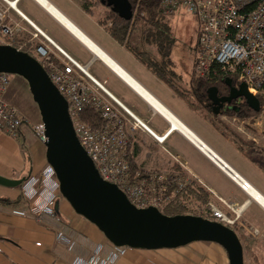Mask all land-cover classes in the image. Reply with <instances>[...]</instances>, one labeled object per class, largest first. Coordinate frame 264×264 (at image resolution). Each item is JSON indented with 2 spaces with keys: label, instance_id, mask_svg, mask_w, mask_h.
Wrapping results in <instances>:
<instances>
[{
  "label": "built area",
  "instance_id": "2783aa9c",
  "mask_svg": "<svg viewBox=\"0 0 264 264\" xmlns=\"http://www.w3.org/2000/svg\"><path fill=\"white\" fill-rule=\"evenodd\" d=\"M15 2L18 7V2ZM163 5L168 14L182 8L199 19L198 56L195 65L197 76L207 78L213 73L220 74L224 80L230 78L235 79L239 86L245 84L248 93L257 98L264 95V0H164ZM13 12L21 20H17ZM21 32L31 35V41L36 42L31 51L32 57L47 71L68 102L75 133L104 181L116 185L137 209L153 207L159 210L163 205V195L170 186L176 184L181 191L190 183L186 178L175 182L166 172L144 171V178L139 180L137 178L141 176V172H138L132 180L130 159L134 155V149L130 142V132L147 131L158 142H163L159 141L142 120L111 96L105 83L90 74L91 65H83L72 57L26 18L19 8L14 9L9 0H0V45H10L9 40ZM10 82L11 75L0 74V131L19 141L21 128L29 121L17 106L5 99ZM86 107L101 114L105 121L102 128L96 130L80 119V113ZM32 128L39 140L45 143L47 138L43 123L33 124ZM172 158L187 170V165L181 158ZM227 176L246 193L247 184L243 186L235 178ZM208 191L212 194V199L206 205H195L193 209L228 227L239 226L243 213L239 210L244 205L240 207L239 204L229 203L212 190ZM23 196L38 214L54 216L55 203L61 197L54 169L47 165L41 175L30 176L23 185ZM261 208L264 210V207ZM251 234L257 236L260 231L254 229ZM58 240L66 243L70 251L76 248V244L62 234L58 235ZM102 250L108 252V258H100ZM133 250L116 247L106 241L97 247L88 264H113Z\"/></svg>",
  "mask_w": 264,
  "mask_h": 264
},
{
  "label": "crops",
  "instance_id": "0c3cea01",
  "mask_svg": "<svg viewBox=\"0 0 264 264\" xmlns=\"http://www.w3.org/2000/svg\"><path fill=\"white\" fill-rule=\"evenodd\" d=\"M9 1H17L18 5L23 10L22 11L18 6L19 11L39 28V24L33 20L32 16L27 13L26 9H35L38 12H44L46 15L50 16L35 0ZM49 1L54 4L52 0ZM54 5L56 6V4ZM56 7L60 9L58 6ZM13 16L17 20H21L17 13L13 12ZM67 17L69 18V16ZM50 18L54 20V23L56 22V24L63 30H66L55 19H53V17L50 16ZM24 25L29 27L27 23H24ZM84 49L86 48L84 47ZM86 51L92 55L88 49H86ZM72 57L74 56L72 55ZM93 62L94 57L92 56V59L85 65H92ZM144 67L146 68V66ZM115 76L117 77V75ZM154 77L165 88H168L164 83L156 78V76ZM118 79L126 86V88H128V90H130L131 94L135 96L138 101L129 98V96H123L120 100L113 90L106 88L111 96L142 120L156 136H167L170 132V123H168L159 114L152 111L149 104L143 98L128 87L124 81L120 78ZM135 79L137 80V78ZM137 81L178 118H180V116L176 114V112H174L160 96L152 91L151 88L141 83L139 80ZM16 83L18 88L24 89V83L20 81H16ZM168 90L170 93V95H168L170 100H177L181 104H186V102L179 98L172 90L169 88ZM6 100L17 106L29 122L22 126L21 140L19 141L0 131V176L15 180L23 177L29 178L33 175L38 176L48 165L46 160V147L44 143L36 137L32 128L33 124L41 121L39 110L35 111V108L31 107V114H27L21 106L16 103L15 96L9 92V88L6 93ZM186 106L188 107L187 104ZM193 111L204 114L202 117L203 120L213 128V131L214 129L216 130L217 136H219L223 141V143L221 142L220 144V149L224 151L225 155H222L218 148H214L212 143L207 142L203 137H201V135H198L191 126L182 120V118L180 119L195 134L202 138V140L209 145V147L213 149L227 164H229L237 173H239L262 195H264V186H261L263 184L260 179L253 180V174L241 165V163H245L248 166L254 167L257 172L264 175V134L262 133L263 135L261 138H254L259 134L254 133L253 131L255 130L251 127L247 128L248 132L245 128L244 132L239 133L237 132L238 130L234 129V127H230L229 129H227L228 127L220 128L219 126L213 124L215 121L214 116L210 117L209 115H205L203 111ZM249 134H251V136L253 134V139H248L251 138ZM130 142L132 149H134L136 162L140 168L146 172L167 171V168L172 164L170 163L172 161V156L180 158V155L176 154V152L178 153V151L183 149L182 144L187 146L202 160L208 162L210 167H212L218 175L211 179L210 177L213 176V174L209 172L207 180H205L204 173L202 174V169L199 164L189 166L187 164L188 162H184L181 158V160L187 165V171L191 174V176L197 179L198 182L200 181L199 183L207 191L208 189L212 190L217 196L223 198L229 203L244 205L242 209H244V211L246 209L245 214L253 206H256L261 214H264L263 209L259 205L252 201L250 197L243 190H241L238 185H236V183H234L208 158V156L204 155L181 133H171L166 137V140L163 143H160L149 132L138 130L132 134L130 132ZM234 154L239 157L241 163L237 160L238 158L235 157ZM220 178L225 179L227 181V185H225V183L222 184ZM209 194L212 196L211 193ZM22 195L23 187L6 188L0 186V264H88L93 259L97 247L100 244L106 243L105 237L97 229V227L76 214L70 204L62 197H60L55 203V215L51 217L44 214H38L33 209L31 204L28 207L26 206V208H24V205L21 203L18 204ZM21 212L24 214H19ZM60 234L75 243L76 248L71 251L67 249L66 243L58 240V235ZM100 258H108V252L106 250H102ZM113 264L230 263L226 251L219 245L197 242L179 249H162L157 251L133 250L129 252L126 257L119 259Z\"/></svg>",
  "mask_w": 264,
  "mask_h": 264
},
{
  "label": "water",
  "instance_id": "95a60500",
  "mask_svg": "<svg viewBox=\"0 0 264 264\" xmlns=\"http://www.w3.org/2000/svg\"><path fill=\"white\" fill-rule=\"evenodd\" d=\"M100 1L122 19H133L130 0ZM1 73L19 76L27 83L45 127L46 160L54 169L60 195L76 214L96 226L106 241L116 247L149 251L213 243L226 251L230 264H246L243 244L228 226L193 215L169 217L153 207L137 209L116 185L104 181L75 133L68 102L32 56L0 45ZM225 83L230 89L228 96L221 97L218 88L208 90L214 115L240 100L253 111H261L260 100L248 93L245 84L234 87L230 78ZM27 180L0 176V186L19 188Z\"/></svg>",
  "mask_w": 264,
  "mask_h": 264
},
{
  "label": "rangeland",
  "instance_id": "374dc122",
  "mask_svg": "<svg viewBox=\"0 0 264 264\" xmlns=\"http://www.w3.org/2000/svg\"><path fill=\"white\" fill-rule=\"evenodd\" d=\"M52 1L67 16H69V18L79 28L86 32L92 38V40L96 41V43L104 48L110 54V56H112V58L116 60L123 68H125L131 75L137 78V80L151 88L152 91L160 96L172 108V110L176 112V114H178L180 118H182V120H184L189 126L192 127L194 131H196L198 135H201V137H203L207 142L212 143L214 148H218V150H220V153L222 155H225L224 151L220 149V144L221 142L223 143V141L219 136H217L216 130L214 129V132L212 130L213 128L203 120L202 117L204 114L193 111L192 109L187 107L186 104H181L177 100H170V97L168 96L170 95L168 88H165L162 84H160L155 79L153 74L147 68H145L129 50L120 45L110 35L108 29L100 26L99 18H102L103 14H105V12L107 11L106 7L95 6V16H91L84 12L82 9L84 0ZM26 10L27 13L32 16L33 20H35L39 24L40 28L51 39L58 43L70 55L72 54L77 60H79L80 63L85 65L89 60L92 59L93 55H90V53L86 51V49H84V47L81 45V43L77 42V40L66 30H63L56 24V22L54 23V20H52L50 16L46 15L44 12H38L35 9ZM169 19L172 24V35L174 38V46L171 54V60L173 62L174 70L177 74H181L186 80H190L191 75L195 69V63L198 56V40L200 32L199 19L195 15L188 13L182 8L175 9L173 14L169 16ZM27 28L30 31H33L31 27ZM89 72L100 82H106V88L113 90L120 100L123 98V96H129V98L138 101L135 96L131 94L130 90H128V88H126V86L102 62L94 60L91 67L89 68ZM16 81L24 83V89L18 88ZM9 92L15 96L16 103L21 106V108L27 114H31V107L35 108V111H38L37 105H35V102L33 101V98L31 96L29 87L21 77L14 75L11 76ZM201 111H203L205 115L213 117V115L210 114L207 110L203 109ZM213 123L220 128L228 127L227 129H229L230 127H234V129L238 130V133L244 132L245 128L248 132L247 128L251 127L255 130L253 132L258 133L259 135L254 137L253 134L252 136L251 134H249L251 138L248 139L250 140L253 139V137L261 138V136L264 134V112L260 116L245 120L232 116L229 117V115L227 114H222L221 116L215 118V121ZM182 148L183 149L178 151V153L176 152V154H179L180 158H182L184 162H188L187 164L189 166H193V164H199L202 169V174L204 173L205 180H207L209 172L213 174V176L210 177L211 179L215 176H218L217 173L212 169V167H210V164H208V162L202 160L187 146H184L182 144ZM234 156L237 157L236 154H234ZM237 158V160L240 162L239 157ZM171 160L172 161L170 163H173V158ZM241 165L243 166V168L248 169L251 174H253V180L260 179L263 184L261 186H264V175H262L260 172H257L254 167L248 166L245 163H241ZM183 170L188 174L184 177L189 182H191L192 178L194 177L191 176V174L187 170ZM220 179L222 181V184L225 183V185H227V181L225 179ZM211 199L212 197L210 196L209 201ZM256 204L259 205L258 203ZM242 206L243 205H240V207ZM194 207H192V211L197 212L198 210H194ZM243 210L244 209H242L243 213L239 222V226L236 227L240 229L238 236L244 247L245 263L264 264V214H261L256 206L251 207L246 214V209L245 211ZM236 227L234 226V228ZM229 228L234 229L233 227ZM254 229H258L260 231V234L257 236H253L251 233H253Z\"/></svg>",
  "mask_w": 264,
  "mask_h": 264
},
{
  "label": "trees",
  "instance_id": "16d2710c",
  "mask_svg": "<svg viewBox=\"0 0 264 264\" xmlns=\"http://www.w3.org/2000/svg\"><path fill=\"white\" fill-rule=\"evenodd\" d=\"M163 2L164 0H130L134 14L133 19L130 21L122 19L118 14L113 12L111 8L103 5L100 0H84L82 9L88 15L95 16V6L106 7L107 11L103 14L102 18H99L100 26L108 29L110 35L120 45L129 50L141 64L146 66V68L156 76V78L164 83L179 98L184 100L190 109L196 111L205 109L212 114L214 118L222 114H227L229 117H237L242 120L260 116L264 112V95L258 96L261 102L260 112L253 111L244 103L239 105L236 109H231L228 106L220 115H214L212 103L208 98V90L211 88H218L220 95L222 90L226 91L224 77L220 74L214 75L213 73L210 77L201 78L197 76L194 69L191 79L186 80L181 74L176 73L171 60L174 38L169 16L173 13H166ZM9 44L32 56L31 51L36 45V42L31 41V35L21 32L17 33L13 39L9 40ZM231 80L233 85H238L235 79ZM79 117L84 123L96 130L102 128L105 124L101 114L91 107H86L80 113ZM138 172H141V176L137 179L144 178V170L140 168L133 155L130 159V178L134 180ZM165 172L168 174V177L175 182L188 175L187 172L175 162H173ZM22 187L23 185L20 188ZM20 198L18 204L21 203L24 205V208L30 206L31 203L23 195ZM209 199V192L197 179L192 178L191 182L181 191L176 184L170 186L168 192L163 195V205L160 210L169 217L193 215L212 220L201 212L192 211V207L197 204H207ZM233 230L237 234L240 231L238 227Z\"/></svg>",
  "mask_w": 264,
  "mask_h": 264
},
{
  "label": "bare ground",
  "instance_id": "6f19581e",
  "mask_svg": "<svg viewBox=\"0 0 264 264\" xmlns=\"http://www.w3.org/2000/svg\"><path fill=\"white\" fill-rule=\"evenodd\" d=\"M39 3L64 29L70 32L76 40L88 49L94 57V60L102 62L118 78L129 85L141 98H143L151 107V110L163 117L170 123L169 134L179 132L189 139L204 155L223 169L227 175L235 178L243 186H246V194L252 201L264 207V195H262L253 185H250L239 173H237L229 164H227L213 149L207 145L202 138L195 134L180 118L170 111L163 103L154 97L142 84H140L128 71H126L116 60L103 50L94 40H92L81 28L71 21L60 9H58L49 0H35ZM14 9H18L15 1H9ZM169 131V130H168ZM169 134L167 136H169ZM167 136H157L159 141L164 142ZM227 166V167H226ZM239 212H242L240 208Z\"/></svg>",
  "mask_w": 264,
  "mask_h": 264
},
{
  "label": "flooded vegetation",
  "instance_id": "af4514ba",
  "mask_svg": "<svg viewBox=\"0 0 264 264\" xmlns=\"http://www.w3.org/2000/svg\"><path fill=\"white\" fill-rule=\"evenodd\" d=\"M225 82V81H224ZM234 87H239V85H233ZM225 89H226V91H224V90H222V92H221V97H225V96H228L229 95V93H230V89L228 88V86L226 85L225 86ZM228 90V91H227ZM245 103V101H243V100H240V101H238V102H234L232 105H230L229 107L231 108V109H236V108H238L239 107V105H241V104H244ZM226 108H228V106H225V108H224V110H226ZM212 111H213V106H212Z\"/></svg>",
  "mask_w": 264,
  "mask_h": 264
}]
</instances>
